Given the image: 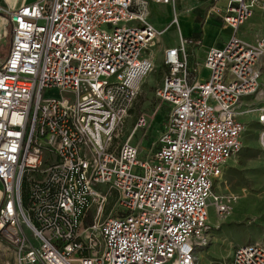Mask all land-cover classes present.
<instances>
[{"label": "built area", "instance_id": "built-area-1", "mask_svg": "<svg viewBox=\"0 0 264 264\" xmlns=\"http://www.w3.org/2000/svg\"><path fill=\"white\" fill-rule=\"evenodd\" d=\"M151 2L172 6L178 24L176 0L0 6V44L10 38L0 64V235L16 264H198L211 243L210 202L231 214L233 197L229 205L213 189L243 150V100L264 97V34L252 44L238 36L264 0L212 9L233 35L202 67L189 62L193 37L164 52L156 97L168 123L140 159L132 137L147 118L120 137L164 35ZM51 91L59 96L46 99ZM252 112L264 152V107ZM114 194L120 209L101 222ZM226 264H264V243L234 249Z\"/></svg>", "mask_w": 264, "mask_h": 264}, {"label": "rangeland", "instance_id": "rangeland-1", "mask_svg": "<svg viewBox=\"0 0 264 264\" xmlns=\"http://www.w3.org/2000/svg\"><path fill=\"white\" fill-rule=\"evenodd\" d=\"M207 0H176V8L179 16V25L170 22L173 19L174 8L163 5H154L149 11L150 22L158 29L167 27V32L159 39L155 48L149 50L150 54H156V65L152 74L146 78L140 88L139 96L130 112L129 118L121 134L120 141L124 142L134 129L140 116H145L148 126L139 130L132 143L140 148V159H143L153 143L158 142L165 126L168 123V109L161 106L156 97L157 88L162 85L167 67L163 63L164 53L162 47L178 44L177 34L181 31L186 34L194 25L193 15L198 16V22L205 21L208 14L204 11L202 3ZM221 1V0H217ZM192 8L197 11L193 14ZM211 17L216 16L212 15ZM208 20V19H207ZM168 25V26H167ZM198 40V39H197ZM222 41V39H220ZM207 42V41H205ZM3 46L6 54L10 49V38L5 39ZM4 56H2L3 59ZM200 61L203 57L199 54ZM203 70L200 78L207 73ZM264 89V85L262 87ZM59 94L51 91L45 94V98H55ZM67 96V95H65ZM68 97V96H67ZM256 99H253L255 101ZM250 109H254L253 106ZM243 114V112L241 110ZM240 120L247 125V131L243 137L244 147L240 154L234 157L225 167L223 177L214 185V195L221 197L230 205L231 214L221 217L213 202L209 205V224L211 243L198 252V264H226L234 249L250 243H264V152L259 144L260 126L247 115H241ZM118 198L112 195L104 207L101 222L110 216H115L119 211ZM0 245L12 247L0 235ZM6 255L3 249L0 251V264H5ZM15 259L16 254L14 253Z\"/></svg>", "mask_w": 264, "mask_h": 264}, {"label": "crops", "instance_id": "crops-1", "mask_svg": "<svg viewBox=\"0 0 264 264\" xmlns=\"http://www.w3.org/2000/svg\"><path fill=\"white\" fill-rule=\"evenodd\" d=\"M36 1L37 0H0V6L5 9L17 10L23 6L31 5L35 3ZM230 1L232 0H221L220 2L217 0H207L206 2L202 3L201 6H204V11H206L208 14L205 21L198 22V16L195 17L193 15L194 25L191 28V30L188 31L186 34H184V32L181 31L180 29L179 31H181L182 35L177 34V37L179 40L178 44L162 47L160 52H162L163 50V53H164L167 49L178 47L181 36L186 37V38L193 37L196 40L198 39L197 41H199V46L198 48L189 49V62L191 65L199 64L202 67L209 49L214 48V47L223 48L225 44L230 40L231 36L233 35V30L230 27L225 26L220 20V18L212 12V9L214 8L219 9L221 11H225ZM154 5H157V4H154L152 2L150 3L149 11H150V8ZM167 7H170V6H167ZM175 11L178 14L176 5H175ZM196 11H197L196 8H192L193 14ZM212 15L216 16L217 19L215 17L214 18L211 17ZM172 21L173 19L171 20L170 24L172 23ZM155 28L159 31H164L167 27H164L163 29H158L157 27ZM263 34H264V12L260 8H258L256 12L254 13V15L246 22V24L238 32V36L244 42L248 44H252L257 37ZM220 39H222V41H220ZM4 41L5 39L2 40L0 44V64L8 57L9 50H10L9 49L6 54V49L3 46ZM158 43H159V40H158ZM199 54H201L202 57L204 58L203 62L200 61ZM4 55L5 57H3L2 59V56ZM153 56L156 59V54H154ZM202 73H203V70H202ZM261 85L262 87L264 85V73H263V78L261 80ZM253 99H256V100L253 101ZM252 106L254 109L264 107V97H262L261 99L255 98V97L246 98L243 100L242 105H241V110L243 112H248L243 115L249 116L252 119V121H254L257 124V117H256L257 115L255 112H252L254 109H250L252 108ZM2 194H3V189H2V184L0 183V202L2 200ZM1 249L7 252V255L5 257L6 258L5 264H16V259L14 256V253H15L14 248L0 245V251ZM231 255H232V252L230 256Z\"/></svg>", "mask_w": 264, "mask_h": 264}, {"label": "bare ground", "instance_id": "bare-ground-1", "mask_svg": "<svg viewBox=\"0 0 264 264\" xmlns=\"http://www.w3.org/2000/svg\"><path fill=\"white\" fill-rule=\"evenodd\" d=\"M178 18H179V16H178ZM173 25L175 26V24L173 23ZM177 26H178V28H180V25H179V19H178V24H177ZM164 32V34L167 32V30L166 31H163ZM180 35H182L181 34V31H180V33H179ZM204 73H206V72H204ZM203 79V78H202ZM246 113H248V112H245V114ZM134 137H132V139H133ZM210 222V221H209Z\"/></svg>", "mask_w": 264, "mask_h": 264}]
</instances>
